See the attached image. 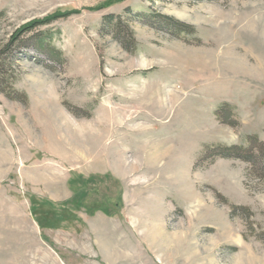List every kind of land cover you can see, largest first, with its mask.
Here are the masks:
<instances>
[{"label":"rangeland","instance_id":"obj_1","mask_svg":"<svg viewBox=\"0 0 264 264\" xmlns=\"http://www.w3.org/2000/svg\"><path fill=\"white\" fill-rule=\"evenodd\" d=\"M0 264H264V0H0Z\"/></svg>","mask_w":264,"mask_h":264},{"label":"trees","instance_id":"obj_2","mask_svg":"<svg viewBox=\"0 0 264 264\" xmlns=\"http://www.w3.org/2000/svg\"><path fill=\"white\" fill-rule=\"evenodd\" d=\"M57 18V17H56ZM56 18H54V20H57ZM54 20H47L46 22H42V24H46L49 25L51 22H53ZM169 21V25L170 28L172 30H174L176 33H182L185 32L186 29L184 28V26H182L181 24H176V22H174L173 20H168ZM106 25V32L107 33H112L115 37H118L120 42L123 43V45H126V49H131L132 51L136 49L137 44L135 43V40L133 38L132 33H130L128 26L125 24V22H122V18H118L115 16H107L104 19L103 22ZM50 38L46 35L41 36L38 41L37 44L40 47V50L43 52L47 49L46 44L50 43ZM130 44L131 46H129L128 44ZM128 47V48H127ZM130 51V50H129ZM50 52V56L53 57L52 59H56L59 56V53L56 50H49ZM238 149L235 147L229 148V149H224L223 151H225V153L227 155H234V153H237ZM250 159V158H248ZM249 162H252V160H249Z\"/></svg>","mask_w":264,"mask_h":264},{"label":"bare ground","instance_id":"obj_3","mask_svg":"<svg viewBox=\"0 0 264 264\" xmlns=\"http://www.w3.org/2000/svg\"><path fill=\"white\" fill-rule=\"evenodd\" d=\"M197 61V60H196ZM196 64H198L199 66H200V68H199V70H196V71H193L194 73L192 74V81L194 80H197V79H200L201 78V74L202 73H211L213 76H215L214 74L216 73L217 74V69H218V67H212V66H210V65H207V64H204L203 63V61L202 60H200V61H197V63ZM194 66V65H193ZM193 66H191V67H193ZM199 66H197V67H199ZM196 67V66H195ZM211 67V68H210ZM194 69V68H193ZM191 70V69H190ZM192 71V70H191ZM223 72V71H222ZM219 73V72H218ZM245 74V73H244ZM215 77H217V76H215ZM207 79V78H206ZM175 99H176V97L174 96V95H172L171 97H170V102H171V104H173L174 102H175ZM165 105V104H164ZM160 106V105H159ZM167 110V109H166ZM123 123V122H122ZM119 143V142H118ZM149 143V142H148ZM146 147L144 148L145 149V154H146V158L147 159H152V160H154L155 162L156 161H158L159 160V157H160V155L159 154H161V152L158 154V156L156 155V154H150V152H149V150H146V149H149V146H147V145H145ZM104 149V148H103ZM143 151V150H142ZM155 155V156H154Z\"/></svg>","mask_w":264,"mask_h":264}]
</instances>
